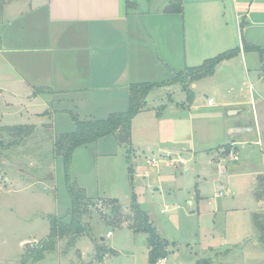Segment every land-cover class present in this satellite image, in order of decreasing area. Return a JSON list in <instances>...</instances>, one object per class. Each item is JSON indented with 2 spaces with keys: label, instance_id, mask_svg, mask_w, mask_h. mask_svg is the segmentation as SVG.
<instances>
[{
  "label": "crops",
  "instance_id": "obj_1",
  "mask_svg": "<svg viewBox=\"0 0 264 264\" xmlns=\"http://www.w3.org/2000/svg\"><path fill=\"white\" fill-rule=\"evenodd\" d=\"M169 1L7 0L0 13V83L23 94L20 115L37 119V124L12 126H33L34 132L45 126L53 137L71 133L75 125L69 113L87 121L125 112L129 85L170 81L178 72L237 50L211 75L190 83L188 94L179 85L180 102L169 97L165 102L160 92L175 83L150 91L131 121L127 156L135 176L142 175L144 156L158 161L161 156L165 175L157 177L160 186L154 191L185 192L196 208L206 199L207 174L217 172L221 179L212 182L218 181V193L242 195V208L231 207L233 199L224 206L207 201L208 222L225 235L221 245L239 243L245 236L228 240L225 233L233 222L247 223L263 203L256 184L258 176L264 182V0H181V14L164 12ZM8 105L0 109L12 110ZM206 108L212 110L207 116ZM226 145L236 161L224 152ZM190 160L193 193L171 169Z\"/></svg>",
  "mask_w": 264,
  "mask_h": 264
},
{
  "label": "rangeland",
  "instance_id": "obj_2",
  "mask_svg": "<svg viewBox=\"0 0 264 264\" xmlns=\"http://www.w3.org/2000/svg\"><path fill=\"white\" fill-rule=\"evenodd\" d=\"M8 79L9 76L5 75L4 80ZM0 84L3 85H0L3 89L0 90V108L5 102L10 103L8 107H13L9 111L0 109V127L37 124V119L27 120L19 113L22 112L19 98L23 94L7 83ZM175 84L169 90H160L165 102L167 97L174 102L182 99V91L178 88L181 84ZM187 85L189 89V83ZM203 99L205 103L206 98ZM211 111L206 108L203 112L207 116ZM50 132L44 126V129L20 139L16 133L0 128V264H18L26 244H36L48 235L50 216L64 223L70 220L71 198L65 187L61 158L58 157L59 164L55 162V136ZM95 143L76 149L70 169L72 181L86 190L89 199L87 211L81 216L85 232L63 236L54 249L33 264H148L147 235L130 228L135 223L133 198L147 214L160 238L167 241L166 264H264V244L258 241L260 234L252 224V215L247 216V223L244 221L242 225L231 223L229 233H225L228 240L236 234L245 236L239 243L221 245L219 238L223 232L217 226L211 228L206 214L207 201L224 206L233 199L231 207L242 208L240 201L243 199L242 195L229 198L224 193L214 197L216 192L222 191L218 181L212 182L214 178L221 179L217 172L211 178L207 174L206 199L200 200L196 208L197 202L192 199L193 204L189 205L190 195L185 192L154 191L160 186L156 183L157 177L165 175L161 156H158L157 166L147 165L145 160L151 158L144 156L142 175L135 176L128 171L129 167H134L129 146L118 143L114 135ZM193 165L190 160L184 166L171 167L174 176H183L184 185L192 193L196 181L190 172ZM159 168L162 169L160 174ZM256 191L263 196L256 219L264 223V182L261 176H258ZM111 198L117 199L118 203L107 202ZM117 206L116 210L114 207ZM234 216L239 214L236 212ZM229 218L230 221L233 219ZM107 232L111 237L105 238ZM101 238L105 240L101 241ZM255 239L258 243H254ZM98 247L108 251L101 259L98 258Z\"/></svg>",
  "mask_w": 264,
  "mask_h": 264
},
{
  "label": "trees",
  "instance_id": "obj_3",
  "mask_svg": "<svg viewBox=\"0 0 264 264\" xmlns=\"http://www.w3.org/2000/svg\"><path fill=\"white\" fill-rule=\"evenodd\" d=\"M7 0H0V12ZM165 13H182V1L170 0L164 9ZM243 48H248L246 43L242 42ZM260 52L257 47H249ZM237 50L222 53L212 59L206 60L202 65L194 68H187L184 72L175 74V78L161 83H140L128 86V108L125 112L109 114L102 120L81 121L76 115L69 113L71 120L75 125V130L71 133H61L54 137L53 151L55 156L60 157L63 165L64 183L66 190L71 198V215L68 223L62 222L55 216L49 217V233L36 244H26L25 251L18 264H33L44 258L46 252L54 249L57 241L67 235H81L85 228L81 223V216L86 213L89 199L85 191L80 188L70 177V166L73 152L80 146L93 144L98 140L114 135L118 143L123 145L130 144L131 121L145 107V102L150 91L165 86L170 83H180L182 90L188 94L187 83L209 76L212 74L215 66L221 61L226 60L236 54ZM2 131L16 133L20 139L26 138L34 132L33 126H11L0 127ZM23 134V135H22ZM16 135V136H17ZM226 154L229 152V146H225ZM128 171L131 173V167ZM107 202L118 203L117 199L111 198ZM133 214L135 223L130 227L136 232H142L147 235L148 245V264H155L157 260L167 257V241L160 238L156 229L149 223L147 214L142 211L133 198ZM116 210L118 208L114 207ZM253 226L260 234L258 241L264 244V223L256 219L253 215ZM100 254L98 258L108 251L103 247L97 248ZM196 264H202L198 262Z\"/></svg>",
  "mask_w": 264,
  "mask_h": 264
},
{
  "label": "built area",
  "instance_id": "obj_4",
  "mask_svg": "<svg viewBox=\"0 0 264 264\" xmlns=\"http://www.w3.org/2000/svg\"><path fill=\"white\" fill-rule=\"evenodd\" d=\"M211 102H212L211 100L208 101V104H211ZM229 155L232 156V159L234 161H236L238 158L235 155V151L233 149H229ZM145 162L147 165H150V166H157L158 165V160L155 158L147 159V160H145ZM220 195H221V193L216 194V196H220ZM110 236H111V233L107 232L105 237L109 238ZM166 262H167V257L157 260L155 264H166Z\"/></svg>",
  "mask_w": 264,
  "mask_h": 264
},
{
  "label": "water",
  "instance_id": "obj_5",
  "mask_svg": "<svg viewBox=\"0 0 264 264\" xmlns=\"http://www.w3.org/2000/svg\"><path fill=\"white\" fill-rule=\"evenodd\" d=\"M101 241H103V238H101Z\"/></svg>",
  "mask_w": 264,
  "mask_h": 264
}]
</instances>
